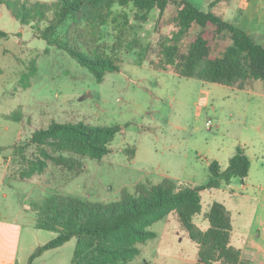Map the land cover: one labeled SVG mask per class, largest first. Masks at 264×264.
<instances>
[{"label": "rangeland", "instance_id": "374dc122", "mask_svg": "<svg viewBox=\"0 0 264 264\" xmlns=\"http://www.w3.org/2000/svg\"><path fill=\"white\" fill-rule=\"evenodd\" d=\"M191 1L205 10L213 4V0ZM114 10L118 11L116 7ZM125 11L128 25L124 36L136 39L138 47L124 52L119 70L106 73L97 82L66 52L48 46L36 36L44 23L21 24L5 5H0V29L9 34L0 39V147L24 145L33 130L46 127L52 120L121 127L111 142V152L100 160L82 158L83 170L78 174L49 164L42 173L21 177L23 163L15 151L6 148L0 152V160L7 159L9 163L8 181L13 184L4 187L8 194L0 196V210L17 218L35 245L44 244L56 233L35 227L30 205L53 193L107 202L115 200L122 188H132L146 180L157 182L163 177L189 174L193 181L205 182L209 175L205 162L212 158L209 152L224 162L221 156L239 137L238 129L229 122L236 120L238 114L248 125H254V133L245 127L242 138L254 139V154L262 159L264 80H249L250 85L236 90L237 96L232 100L207 99L206 86L219 84L156 70L150 65L162 37L175 28L176 7L169 4L161 17L153 10L146 21L134 19L131 6ZM73 26L78 31L82 29V15ZM119 28L113 23L104 29L112 34ZM217 41L216 54L229 39L221 35ZM14 112L20 113L19 122L5 117ZM208 120L211 127L206 125ZM127 148L134 149L132 158L125 151ZM32 150L28 147L27 153ZM200 195L202 208L193 222L205 230L208 222L204 213L213 201L225 206L224 195L218 190L202 191ZM227 206L232 213L231 244L236 246L249 227L252 204L234 198ZM238 211L241 214H236ZM147 229L156 236L138 244L140 253L126 264L195 262L196 245L179 227L175 216L161 219ZM74 246L75 239H71L44 252L32 264H70Z\"/></svg>", "mask_w": 264, "mask_h": 264}, {"label": "trees", "instance_id": "16d2710c", "mask_svg": "<svg viewBox=\"0 0 264 264\" xmlns=\"http://www.w3.org/2000/svg\"><path fill=\"white\" fill-rule=\"evenodd\" d=\"M1 4L21 24L44 23L36 36L66 52L97 82L106 73L119 70L124 52L138 47L136 39L124 36L128 25L125 9L131 6L134 19L146 21L153 10L161 17L169 4L176 7L175 28L159 42L156 58L150 61L154 69L235 89H244L249 80H264V44L223 14L212 8L203 10L191 0H0ZM79 15L84 19L80 31L73 26ZM113 23L120 28L110 34L104 28ZM221 35L227 36L229 43L216 54ZM8 36L0 29V39ZM5 117L21 120L19 112ZM120 130L118 125L52 120L33 130L24 145L6 148L20 157L21 177L42 173L49 164L78 174L83 170L82 158L100 160L111 152V142ZM28 147H33L29 154ZM6 148L1 146L0 152ZM125 151L133 157V148ZM249 168L248 156L237 145L225 168L216 160L209 162V175L203 183L169 177L146 180L122 188L115 200L107 202L48 195L31 204L30 210L36 228L56 235L35 248L28 264L71 239H75V246L70 264H126L140 253L138 244L156 236L147 228L170 215L196 245L193 264H249L241 249L231 244V213L222 203L209 204L204 213L208 222L205 230L193 222L202 208L200 192L219 189L233 178L243 179Z\"/></svg>", "mask_w": 264, "mask_h": 264}, {"label": "crops", "instance_id": "0c3cea01", "mask_svg": "<svg viewBox=\"0 0 264 264\" xmlns=\"http://www.w3.org/2000/svg\"><path fill=\"white\" fill-rule=\"evenodd\" d=\"M199 7L203 9L201 6ZM211 8L252 34L256 41L264 44V0H213ZM230 11L233 12L232 15L228 14ZM205 83L210 84L209 82ZM249 85L250 83L247 82L245 88ZM244 89H235L224 85L221 86L220 84L216 86L207 85L204 93L207 99L210 97L213 101L215 97L232 100L237 96L235 93L236 90ZM229 122H232L233 126L238 129L239 137L221 156L224 158V162L218 156L209 152L212 158L207 160L205 164L208 167L211 160H216L223 169L227 166L229 158L235 151V147L237 145L243 147L250 160V168L247 176L243 179L233 178L229 183L223 184L216 190L223 193L224 197L222 201L229 211L230 209L227 204L231 205L234 198L251 202L249 227L246 234L239 239V245L236 246L241 249L242 258L249 264H264V153H261L262 159L260 160L254 154V139L242 138L245 127L254 133V125H248L245 118L239 114L236 120L233 121L231 119ZM8 164L7 159L0 160V166H2V170H0V196L2 198L8 194L4 187H13V184L8 181ZM163 175L168 176L167 174ZM183 177L173 176L174 179H183L185 181L199 183L193 181L192 176L189 174ZM25 207L28 209L27 205ZM236 214H241V211H238ZM29 239L24 226L18 222L17 218L4 215L2 210H0V264H28V258L31 253L37 246L41 245H35Z\"/></svg>", "mask_w": 264, "mask_h": 264}, {"label": "built area", "instance_id": "2783aa9c", "mask_svg": "<svg viewBox=\"0 0 264 264\" xmlns=\"http://www.w3.org/2000/svg\"><path fill=\"white\" fill-rule=\"evenodd\" d=\"M206 125L208 126V127H211V123H210V121L208 120V121H206Z\"/></svg>", "mask_w": 264, "mask_h": 264}]
</instances>
